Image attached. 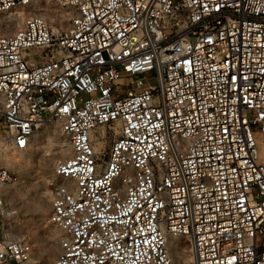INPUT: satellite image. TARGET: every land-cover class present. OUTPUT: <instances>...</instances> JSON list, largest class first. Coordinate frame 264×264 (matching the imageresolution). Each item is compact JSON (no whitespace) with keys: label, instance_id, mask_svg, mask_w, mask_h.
<instances>
[{"label":"built area","instance_id":"obj_1","mask_svg":"<svg viewBox=\"0 0 264 264\" xmlns=\"http://www.w3.org/2000/svg\"><path fill=\"white\" fill-rule=\"evenodd\" d=\"M53 1L0 0L34 11L0 34V217L53 123V264H264V0ZM0 264L41 263L0 224Z\"/></svg>","mask_w":264,"mask_h":264},{"label":"rangeland","instance_id":"obj_2","mask_svg":"<svg viewBox=\"0 0 264 264\" xmlns=\"http://www.w3.org/2000/svg\"><path fill=\"white\" fill-rule=\"evenodd\" d=\"M40 2L50 20L65 26L67 21L62 16L67 12L66 6L53 0ZM24 11L23 15L34 12L32 9ZM20 22V18L12 19L11 12L1 13L0 33L12 32ZM30 51L34 54L40 52L36 49ZM61 142L67 143L57 126L53 123L43 124L34 132L30 146L21 152L10 153L13 161L5 163L17 173L19 182L16 186L4 187L14 213L7 218L0 217V224L9 232L26 235L32 244L33 254L41 264H53L57 251V233L47 218L50 211L49 182L59 179L53 173L54 163L70 155V150L60 154L55 149ZM17 159L18 162H14Z\"/></svg>","mask_w":264,"mask_h":264},{"label":"bare ground","instance_id":"obj_3","mask_svg":"<svg viewBox=\"0 0 264 264\" xmlns=\"http://www.w3.org/2000/svg\"><path fill=\"white\" fill-rule=\"evenodd\" d=\"M23 14L24 13L20 11L19 16L12 17V19L15 20V19L20 18V21H21V19L25 16ZM0 34H4V33H0ZM68 146H69L68 143L61 142V143L56 145L55 149L61 154V153L66 152V150H70V146H69V148H68ZM16 161L18 162V159L14 160V162H16ZM182 256H183V259L185 261L189 260V255L186 252H183Z\"/></svg>","mask_w":264,"mask_h":264},{"label":"snow or ice","instance_id":"obj_4","mask_svg":"<svg viewBox=\"0 0 264 264\" xmlns=\"http://www.w3.org/2000/svg\"><path fill=\"white\" fill-rule=\"evenodd\" d=\"M19 143L23 146L25 144V141L20 140Z\"/></svg>","mask_w":264,"mask_h":264}]
</instances>
